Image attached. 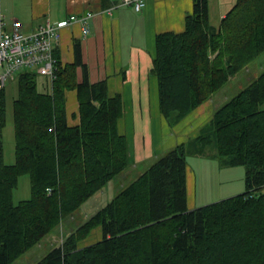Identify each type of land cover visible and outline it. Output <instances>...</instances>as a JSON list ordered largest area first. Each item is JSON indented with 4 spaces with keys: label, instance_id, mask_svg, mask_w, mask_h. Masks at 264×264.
<instances>
[{
    "label": "trees",
    "instance_id": "1",
    "mask_svg": "<svg viewBox=\"0 0 264 264\" xmlns=\"http://www.w3.org/2000/svg\"><path fill=\"white\" fill-rule=\"evenodd\" d=\"M208 4L193 0L182 32L155 35L151 73L169 127L264 52V0H235L218 26L210 22ZM75 46L73 63H62L54 51V78L40 75L41 89L39 74L20 73L12 165L4 162L0 91V264L39 244L130 165L127 139L118 130L122 97L109 96L106 80H88ZM71 91L78 103L75 125L67 115ZM212 146L221 167L244 168L245 191L189 210L186 156H209ZM155 160L35 264H264V71L216 109L197 136ZM23 174L30 198L14 204ZM96 230L99 240L81 245Z\"/></svg>",
    "mask_w": 264,
    "mask_h": 264
},
{
    "label": "crops",
    "instance_id": "2",
    "mask_svg": "<svg viewBox=\"0 0 264 264\" xmlns=\"http://www.w3.org/2000/svg\"><path fill=\"white\" fill-rule=\"evenodd\" d=\"M208 2L210 22L218 26L235 0ZM120 3L121 0H0V14L7 20H18L24 31L30 32L46 19L60 23L67 21L70 15H82L87 11L94 13L90 34L84 37L78 23L63 27L56 51L62 63H73L75 45L78 44L81 62L87 67L88 80L91 83L106 80L109 96L121 95L123 116L118 130L127 139L129 164L136 167L197 136L198 129L203 127L199 125L201 119L210 115L213 98L210 97L175 127L183 130L181 134L187 132L186 135H180L176 140L167 136L170 129L158 111L156 79L151 73L154 39L158 33L182 32L185 17L193 10V0H145L142 12H135ZM24 19L29 20L26 27L21 22ZM82 77V69L78 67V82ZM69 93L66 95L68 123L75 125L78 123V103L75 92ZM187 124L191 125L190 130L185 128ZM154 132L162 135L160 142L156 143ZM198 172L199 176L187 161L189 210L196 208L194 194L201 176L199 168Z\"/></svg>",
    "mask_w": 264,
    "mask_h": 264
},
{
    "label": "rangeland",
    "instance_id": "3",
    "mask_svg": "<svg viewBox=\"0 0 264 264\" xmlns=\"http://www.w3.org/2000/svg\"><path fill=\"white\" fill-rule=\"evenodd\" d=\"M213 2V0H211ZM209 3V2H208ZM21 21V20H20ZM29 20H22L21 22L26 27ZM30 71L29 69H21L13 74L11 80L5 85V114H6V125L2 132V141L4 145V162L7 165L14 164V125H13V101L18 96V77L20 73ZM264 71V52L259 55V57L250 63L246 68L242 69L234 77L230 78L228 83L223 86L219 91H217L213 96L212 104L210 107V115L203 116L199 125H205L211 119L212 114L219 109L223 104H225L229 99L235 96L237 93L242 91L247 87L250 82L254 81L262 72ZM35 73V72H34ZM154 80V79H153ZM45 81V77L37 75V82L40 84ZM155 82V81H154ZM2 89V90H3ZM41 89V88H40ZM156 97H157V107H158V96H157V86L155 83ZM72 93V91H71ZM69 93V94H71ZM72 95V94H71ZM70 95V96H71ZM175 126L169 127L167 136L172 137L173 140L180 139L178 136L186 135L187 132L181 134L180 128L175 129ZM185 128L190 130L191 125H184ZM199 127V126H198ZM174 128V129H173ZM186 129V130H187ZM195 129L194 131H196ZM199 131V129H198ZM190 134V133H189ZM188 134V135H189ZM187 135V136H188ZM162 135H157L154 132V137L156 138V143L160 142ZM166 137V138H168ZM183 138V137H182ZM162 140H164L162 138ZM213 147V146H212ZM208 148L207 152L209 156L194 157L192 155H187L186 159L189 163L190 168L198 173V168L201 171V176L198 178V185L196 193L194 194V207L198 208L203 205L214 203L222 199L232 197L243 193L245 191V181H244V168L242 166L233 168H224L218 164V161L211 156L216 153L215 148ZM213 153V154H212ZM154 159H147L136 167L129 166L125 171L116 176L112 181L107 183L100 191H98L94 196L89 198L85 203H83L73 215L63 222V225L57 230L53 231L50 235L46 236L39 244L35 245L21 257H19L12 264H35L40 261L48 252L53 248V246L59 244L63 236L67 235L71 231L75 230L80 224L91 217L96 211L107 205L124 187L128 186L133 182L141 173H143L148 167H150L154 162ZM30 198V179L27 174H23L18 179L17 187L13 191V202L14 204L20 201L27 200ZM101 234L99 230L93 231L90 236L81 244L88 245L99 240Z\"/></svg>",
    "mask_w": 264,
    "mask_h": 264
},
{
    "label": "built area",
    "instance_id": "4",
    "mask_svg": "<svg viewBox=\"0 0 264 264\" xmlns=\"http://www.w3.org/2000/svg\"><path fill=\"white\" fill-rule=\"evenodd\" d=\"M120 4L141 12L145 0H121ZM93 16L92 11H87L80 16L71 15L67 21L60 23L46 19L34 30L25 32L18 20H7L0 14V90L21 69H29L52 80L56 66L54 51L60 41L61 29L78 23L85 37L90 34Z\"/></svg>",
    "mask_w": 264,
    "mask_h": 264
}]
</instances>
